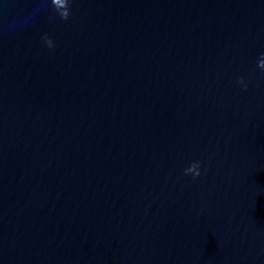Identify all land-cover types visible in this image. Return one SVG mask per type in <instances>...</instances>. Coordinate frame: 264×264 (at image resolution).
<instances>
[{
  "label": "water",
  "instance_id": "1",
  "mask_svg": "<svg viewBox=\"0 0 264 264\" xmlns=\"http://www.w3.org/2000/svg\"><path fill=\"white\" fill-rule=\"evenodd\" d=\"M0 264H264V0H0Z\"/></svg>",
  "mask_w": 264,
  "mask_h": 264
}]
</instances>
